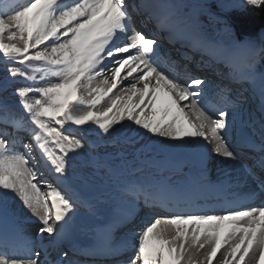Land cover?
Returning <instances> with one entry per match:
<instances>
[{
	"label": "snow or ice",
	"instance_id": "6c2138e0",
	"mask_svg": "<svg viewBox=\"0 0 264 264\" xmlns=\"http://www.w3.org/2000/svg\"><path fill=\"white\" fill-rule=\"evenodd\" d=\"M241 2L264 9V0ZM142 7L170 39L187 36L201 46L214 43L194 32L177 31L166 0H146ZM5 38L20 45L5 43ZM158 48L155 35L133 25L127 0H0V58L14 65L6 67L4 86L17 85L14 95L22 109L0 100V264H75L63 248L81 201L68 192L76 176L72 162L90 145L67 134L65 125L94 124L104 136H112L115 125L126 127L122 122L129 121L145 135L176 142L165 147L200 149L201 167L206 145L198 141H208L216 155L235 160L237 153L225 137L236 132L239 144L253 154V168L264 172V74L258 91L251 71L235 81L249 86L257 114L245 109L228 87L221 89L220 105L209 106V81L188 75L182 82L170 75L158 62ZM221 54L222 62L238 56L228 45ZM106 70L111 72L110 86L92 87ZM37 73L40 79L56 82L33 87ZM17 78L29 83L19 86ZM129 78L124 95L111 98L109 94ZM85 88L87 96L80 94ZM105 97L111 99L110 106L94 111ZM75 105L84 108L76 112ZM186 109L196 114L198 123L189 119ZM260 187L259 197L251 193L239 201L226 199L222 214H197L181 211L166 185L127 181L120 187L115 223L134 224L141 201L162 214L147 217L139 231L120 244L101 239L82 254L119 257L131 249L120 264H194L192 250L207 247L202 264H213L218 253L222 259L217 264H264V181ZM25 210L39 223L38 237L47 234L46 245L26 233L21 220ZM49 249L57 252L55 259L49 260Z\"/></svg>",
	"mask_w": 264,
	"mask_h": 264
},
{
	"label": "bare ground",
	"instance_id": "6f19581e",
	"mask_svg": "<svg viewBox=\"0 0 264 264\" xmlns=\"http://www.w3.org/2000/svg\"><path fill=\"white\" fill-rule=\"evenodd\" d=\"M144 1L146 3V0ZM188 1H195L197 4L196 0L166 1L172 12L171 19L172 22H174L175 24L176 30L180 32H184L189 29L190 32H194L193 30L194 28L195 30H198L201 33L200 37L214 43H210L207 46H202V48L204 47L206 50L201 51L199 49L201 45L198 44L192 38L186 36L185 38L181 39L182 41H178L177 43L173 44V46L178 50H180L183 56H185V58H188L193 66L199 65L207 57H210L209 55H211V53L214 52L218 54L217 58H223L221 54L222 46L228 45L232 47L233 45H235V43H233L234 38H232L231 33L229 32L228 29H224V27L222 28L220 24V20L216 21L215 19L210 17V15L205 14L203 11H201L200 6L198 7H194V5H191L192 7H190V5L188 6ZM200 1L201 2L204 1L205 3V0H200ZM221 1L226 6L229 7H238L243 5L241 0H221ZM186 5L190 8L184 9L183 7H185ZM205 5L207 11L210 12L211 11L210 6L214 4L210 2L208 4L209 6L206 3ZM190 9H192V13L190 12ZM178 15L180 18L178 17ZM138 16H141L145 19L150 18L147 13H143L140 11H138ZM145 19H143L144 20L143 23L147 22ZM193 24H195L194 27H192ZM213 28H215V31L211 30ZM48 43L51 44V41H49ZM191 44H193L194 46L196 45L197 49L195 50L194 48L192 50ZM19 45H20V41H19ZM245 48L246 46L243 45L242 47H240V49L236 50L238 52V55H241L243 52L244 54L251 53V51H245ZM198 49L199 51H197ZM2 61H3L2 64L3 67L0 68V92H3L4 94L7 92L8 89L15 90V87L17 85H10L7 87L4 86L6 67H12L14 65L8 61H4V60ZM15 66L22 67L26 72L30 73V69L24 68L23 65H15ZM111 66H112L111 63H109V67ZM40 75L41 74L37 73L38 80L35 84L32 85L33 87H44L47 86L49 83L56 82L55 78L40 79L39 78ZM122 75H125V73H122ZM105 78L109 80L108 85H105L103 83ZM110 82H111V72L106 70L103 75L96 77L93 80L92 87L106 88L110 86ZM131 82H132L131 78H129L128 80H123L122 83L118 85V88L113 90V93L109 94L111 98L114 99L116 95H124V89H126ZM259 82L260 80L257 82V89L259 88ZM17 83L19 86H25L29 82L24 81L22 78H17ZM137 87H142V84L137 85ZM87 91L88 90L86 88L82 89L80 94L87 96ZM31 95H34L35 97H39L38 93H33ZM222 95L223 92L218 91L212 94L209 98H206L205 102L209 106H214V105L217 106L218 101H221ZM110 104H111V99L105 97V99L101 102V104L97 105V107L93 110L96 112L103 111L105 108L109 107ZM83 108H84L83 105H75L73 110L79 112L83 110ZM16 110L22 111V109H19L18 107H16ZM186 112L188 113L189 119L192 122L198 123V121L196 120V114L194 112L190 111L189 109H186ZM24 115L27 117L26 113ZM122 124L126 125V127H121L120 124L115 125L114 127L117 129V132L113 133L112 136H104V134L100 133L98 127L94 124L85 125L83 126V128H80V129H90L92 135L87 138V142L89 144H96V149L95 151L92 152V155L97 160L100 159L103 160L104 162L115 165L122 163L123 165H125V167H129V166L134 167L133 170L131 168L132 172L128 171L127 169H124L127 170L128 172H125L123 170L122 173H119V168L117 166L114 167V170L117 171L115 174V178L119 177L118 180L119 184H117L116 181H114L115 179H109L110 177L107 175L105 176L104 179H102L100 175H97L95 177V180L98 181L97 182L98 187L100 184L106 185V187L105 190L100 191L101 196L100 197L97 196L96 200L91 203L93 204V209L96 211H103L104 210L102 205L103 202L107 204L108 207L105 206L106 209L104 211V213H107L106 216L107 218H104L102 226L101 227L99 226L100 229L97 227L99 229L97 234L92 235V237L94 236L93 241H91L92 243L94 242L93 245H96L101 239H107L110 241L112 232L114 231L115 225L117 224L115 223V218L120 213V209H121L120 187L127 181L139 180L142 182H150L154 184L166 185L176 195L177 200H181L184 202V203H179V209L181 211L193 212L197 214H222L223 211L211 209L212 207L215 206L216 203L215 199H219L220 203H223L226 199L232 200L234 196L240 195L242 193H253L250 191V188H254L253 186L257 185L258 183V179L256 177L249 176L247 171L248 168L243 164V162L239 158H236L235 160H228L221 156L216 155L212 151L211 147L213 145L211 143L210 145L207 144L206 146L205 162H207L208 164L209 163L212 164L211 168H213L214 180L208 181L205 178L206 171L202 169L203 167L201 166L197 167L193 165L192 161L190 160L199 157V153L201 151L200 149L197 150V152H194L193 148H188V147H165L164 145H171L176 142H172L165 138L153 137L150 134L145 135L144 130L139 129L138 126L132 124V122L124 121L122 122ZM73 128L79 131V129L76 126L71 125V129ZM65 132L67 134L72 133L70 129L65 130ZM198 143L200 142L198 141ZM147 151L149 152L150 155L148 154V156L143 157L146 154L145 152ZM36 154L38 155L39 153L37 152ZM176 156H178V158H175ZM84 160L90 162V158L87 156H84ZM94 163L96 165V161ZM73 164L77 165L78 163L73 162ZM177 174L181 175L182 177H179ZM204 196H207L209 200H203ZM196 198L199 199L198 201H195L197 204L193 202V200ZM189 201H192V203ZM141 204L143 205V203ZM196 205H199L200 207H202L203 205L205 208L204 209L198 208L199 209L198 212L195 210H189V209L197 208ZM143 207L145 206L143 205ZM146 209H147V211H145L146 214L142 216L145 219L153 215V213H150L151 209L147 207ZM80 212L82 211L77 207L75 215L79 214ZM71 225L72 224H70V230L65 240V246L70 247L71 252H73L72 250L74 249L75 252L73 253L74 254L79 253L80 255L79 254L78 255L80 258L84 260L89 259L88 257L91 256L82 254V251L86 249H90L92 246H87L88 244L85 245L83 242L78 240H73V238H71L73 236L77 237L76 235H78L79 238L81 239V237L88 235L89 226L87 225L85 229L79 231L78 230L79 226H73V225L71 226ZM22 226L24 227L26 233L29 236H31L33 239H43L45 245L47 244L48 241L47 234H45L44 237H38L37 235V229L39 227V224H37L36 222L22 221ZM141 226L142 223L140 222L134 228L127 227V230L123 236L124 239L118 241L114 245L120 244L127 237H130L133 232H137V230L139 231ZM206 250L207 247L206 249H201L199 252H196L195 249L192 250L194 264H202V262L204 261ZM130 251L131 249H129L127 252L124 253L128 255ZM223 251L224 250L222 249L221 252ZM48 252H49V257H48L49 260L55 259L57 257L56 251L49 249ZM41 259L43 260V256L41 257ZM219 259H222V256L221 254L218 253L217 260H214L213 264H217V261ZM120 261L121 260L117 262H110L107 264H111V263L120 264ZM74 262L75 264H79L76 260H74Z\"/></svg>",
	"mask_w": 264,
	"mask_h": 264
},
{
	"label": "rangeland",
	"instance_id": "374dc122",
	"mask_svg": "<svg viewBox=\"0 0 264 264\" xmlns=\"http://www.w3.org/2000/svg\"><path fill=\"white\" fill-rule=\"evenodd\" d=\"M196 1H197V4H199V3L200 4L197 5L195 1H188V6L189 5H190V7H192L191 5H194V7L200 6L201 7V11H203L205 14L210 15V17H212L216 21L220 20V24H221L222 28L224 27V29H228L229 30V32L231 33L232 38H234L233 39V41H234L233 43H235L236 38L238 37V33L235 31V29H234L233 25L231 24V22L229 21V19L225 15H223V13H226L227 11H230L232 9H244L246 6L243 4V5L238 6V7H229V6H226L221 0H205V3L207 5L210 2L214 3L215 9H216L215 11L217 13H219V15H218L217 13L214 14V13H211V11L210 12L207 11L204 1H202V2L200 0H196ZM188 6L186 5L183 8L184 9L190 8ZM190 12L192 13V9H190ZM178 17H179V15H178ZM194 26H195V24L192 25V27H194ZM211 30L215 31V28H213ZM186 31H189V29L186 30ZM245 38H247V37H245ZM4 42H6V43H15V44L18 43L17 45H19V41H16V40L9 41V40H7L5 38ZM254 49H255L254 53L257 52V51H260V50L262 52H264V47L254 48ZM2 60L3 59L1 58L0 59V68L3 67V65H2L3 61ZM263 74H264V72H263ZM8 91H10V90H8ZM2 94H3V92H0V100L4 101V99L2 97L3 96ZM36 98H40V97H36ZM7 102H8V100H7ZM67 129H70L72 131V133H70L71 135H74L77 138H83V140L86 141V142H87V138L92 135V133L90 132V129H80V128H78L79 129V131H78L77 129H74V128L71 129V125L70 124L65 125L64 131L67 130ZM87 144L90 145V147H88V148H86L84 150V152H83L81 157H78L76 160L73 161V162H77L78 164L74 165V168L71 170V172H75L76 173V176L72 177V179L70 180L72 188L73 189L76 188L78 190L77 192L79 194V196L78 195L77 196L73 195V197L79 199L81 201L80 204L87 208V209H85V208H82L80 205H78V208L82 212H80L79 214L74 215V217H73L72 221L70 222V224H72L73 226H79L80 227V228L78 227L79 231H82V229H85V227H87V225L89 226L88 235H85L84 237H81V239H80L79 236L75 234L77 237L73 236L71 238H73V240L81 241L84 244L86 242L87 243H92L91 242L93 240L92 238H94V236L92 237V235L93 234H97V232L99 231L100 227L102 226L104 218H107L106 217L107 213H104V211L106 209L105 206L108 207L107 204H105L104 202H103V204L101 203L103 205V209H104V210L103 209H101V210H103V211L94 210L93 209V204H91L92 202H94L96 200L97 196L98 197L101 196L100 191L105 190V187H106V185H103V184H100L99 187H98L97 186V182L98 181L95 180V177L97 175H100V177L102 179H104L105 176L107 175V176L110 177L109 179H115L114 181H116V183L119 184V182H118L119 177L115 178V174H116L117 171L114 170V167L117 166L119 168V173H122L124 169H127L128 171H131V172L134 169V167H132V166L125 167V165H123L122 163L115 165V164L104 162L103 160H100V159L97 160L92 155V152L95 151V149H96V144H89L88 142H87ZM207 144L210 145V143L208 141H207ZM145 153H144L145 155L143 157H146L149 154L148 151L145 152ZM84 156L89 157L90 158V162L84 160ZM130 158H132V157H130ZM95 161H96V165H98V166L95 165V163H94ZM131 168H132V170H131ZM127 170H124V171L128 172ZM71 172H70V174H71ZM81 176H83L85 179H81L80 178ZM107 185H109V184H107ZM110 185H113V184H110ZM93 192H94V196L92 195ZM89 198L92 199V201L90 202L92 208H91V206L87 207V204L84 201V199L89 200ZM14 203H15V206L17 208L20 207L18 202H14ZM21 220L22 221L36 222L37 224H39L38 221H36V219L34 217H31L30 213H28L27 210L24 211V215L21 217ZM90 263H94V262L91 260L90 262H86L85 264H90Z\"/></svg>",
	"mask_w": 264,
	"mask_h": 264
},
{
	"label": "trees",
	"instance_id": "16d2710c",
	"mask_svg": "<svg viewBox=\"0 0 264 264\" xmlns=\"http://www.w3.org/2000/svg\"><path fill=\"white\" fill-rule=\"evenodd\" d=\"M225 15L239 36H249L259 40V30L264 28V9L246 6L244 9H232Z\"/></svg>",
	"mask_w": 264,
	"mask_h": 264
},
{
	"label": "water",
	"instance_id": "95a60500",
	"mask_svg": "<svg viewBox=\"0 0 264 264\" xmlns=\"http://www.w3.org/2000/svg\"><path fill=\"white\" fill-rule=\"evenodd\" d=\"M259 35H260V41H259V45H260L264 42V28H260Z\"/></svg>",
	"mask_w": 264,
	"mask_h": 264
}]
</instances>
